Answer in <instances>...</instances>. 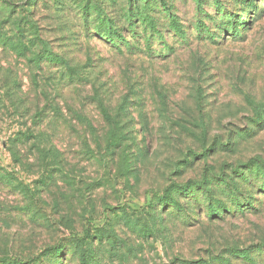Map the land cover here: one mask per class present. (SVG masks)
Returning a JSON list of instances; mask_svg holds the SVG:
<instances>
[{
	"label": "rangeland",
	"instance_id": "obj_1",
	"mask_svg": "<svg viewBox=\"0 0 264 264\" xmlns=\"http://www.w3.org/2000/svg\"><path fill=\"white\" fill-rule=\"evenodd\" d=\"M7 1L0 34L30 49L0 44L6 264H264V0L157 2L160 36L136 23L128 48L73 2Z\"/></svg>",
	"mask_w": 264,
	"mask_h": 264
},
{
	"label": "trees",
	"instance_id": "obj_2",
	"mask_svg": "<svg viewBox=\"0 0 264 264\" xmlns=\"http://www.w3.org/2000/svg\"><path fill=\"white\" fill-rule=\"evenodd\" d=\"M61 5L64 3L61 0H58ZM111 1V0H108ZM113 1V0H112ZM3 5L11 6L12 3L7 0H0ZM70 4L73 2L76 4V7L80 9L82 12L81 21L84 22L86 27H90L92 32L98 33L100 37L104 35L106 38V42H108L111 46L120 48L126 47L128 48L130 41L126 39L128 34L136 35V31L134 27L137 24H144L145 27H150L155 36H160V30L157 27V24L154 20H150L149 10L156 9V3L158 2L160 6H163V11L165 13L171 10V7L166 3V0H125V3L122 8H113L114 6H109L105 10L106 7L100 5V3L89 2L87 5L79 6V1L75 0H67ZM142 3V4H141ZM77 8V9H78ZM89 15V16H88ZM90 15H92V20L90 21ZM95 19L96 22H93ZM88 22L91 24L89 25ZM95 24H93V23ZM14 30L17 33L16 39L13 37H6L0 34V44L7 46L11 50H13L17 55H25V52L30 48L26 46V44L22 41L24 37H27L26 31L21 29V26L18 22L13 21ZM126 24V25H125ZM25 25L27 31L30 29H34L33 24L29 20H25ZM176 29H179V23L176 22ZM125 32L127 34H125ZM34 33H30L29 35H35L29 38L27 41L30 43L31 47H35L38 44H43L42 41L37 38V35ZM104 38V39H105ZM43 54L34 53L30 60L35 64V66H39L41 62H49L52 65H59L58 70L60 71L61 78L72 80V76L75 74L74 68L70 67L68 63L61 57L54 55L52 52L47 50V48H42ZM63 67V68H61ZM101 113L104 115V118H108L109 115L106 110L102 109ZM28 136L22 137L27 138ZM259 167L257 168V172L260 171L263 174L264 164L259 162L257 164ZM200 184L203 182L200 181ZM236 195V194H235ZM173 206V205H171ZM80 259L82 260V264H90L89 257L86 256L84 250L81 251ZM243 253H246L245 251ZM10 259L7 256L0 257V264H6V262ZM16 264H23L20 260L15 259Z\"/></svg>",
	"mask_w": 264,
	"mask_h": 264
}]
</instances>
